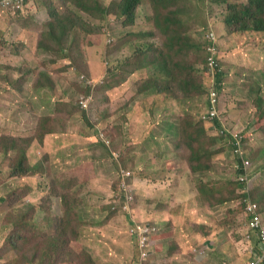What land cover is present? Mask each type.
Instances as JSON below:
<instances>
[{
	"label": "rangeland",
	"instance_id": "374dc122",
	"mask_svg": "<svg viewBox=\"0 0 264 264\" xmlns=\"http://www.w3.org/2000/svg\"><path fill=\"white\" fill-rule=\"evenodd\" d=\"M32 1L35 2L36 9L38 8L45 14L38 9L36 10L35 6L28 4L24 12L15 16L0 15V82L8 81L5 78L7 76L14 80L25 77L37 79L34 74L35 71L52 72L54 85L50 89L48 97L41 98L40 103L35 105V108L39 111L40 117L57 113L61 108L63 112H68L72 116L73 123L75 122V126L78 127L77 121H83V119L81 115L82 108L78 106L77 102L85 94L81 91L82 87H86V83L79 75L82 76V72L88 75L91 74V79L94 82H99L102 79L101 77L107 73V66H111L116 57L131 55L143 41L152 40V37H144L142 35L128 37L129 33L140 34L154 31L153 25L149 20L152 14L151 1L143 0L144 4L142 3L139 7L138 19L135 25L122 27L121 22L116 20V16L111 15L106 21L96 22V24L100 25L99 29H101V32L96 29L97 33L91 36L80 32L79 35L76 34L70 37L67 46L66 44L64 45L65 47L62 51L64 54L59 51L50 54L44 49L36 47V41L40 40V33L44 30L42 27L44 22L42 23V21L46 19V9L39 7L36 0ZM54 1L58 2L59 0ZM103 1L109 5L116 2L115 0ZM206 5L207 10L212 14V17L208 19V22L212 23L210 29H214V32L220 38L219 62L222 71L225 72L223 90L220 93L221 108L219 107V109H221V118L227 127H242L245 128V134L247 132L250 133L248 138H246L247 142L244 139L242 143L248 144L247 151L251 160L253 161L255 157L256 166L259 163L258 168L260 169V167H264V131L261 134L256 130V113H258L259 109L258 103H255L253 99L256 95L262 94L264 96V34L258 39L256 37L251 39V34L248 36L230 34L225 29L222 20L225 7L214 2V0H207ZM104 24L105 27L103 26ZM205 24L200 20L194 23L192 34L198 40H205V35L207 34L205 30L208 29V26L206 27L207 29L202 28ZM106 27L108 28L106 29L107 31L105 30ZM129 38L131 40L127 42ZM28 39H33L30 46L25 43ZM8 41H10L9 44ZM196 57L199 66L197 74L202 78L204 94L194 99L184 100L181 106L173 102L169 103V105L158 106L156 115L152 117H148V112L146 113L140 109V101L144 94L136 95L132 104L117 112L118 105L121 107L126 101L130 100L131 90L128 89L123 93V89L119 90L122 85H119L116 89L102 88L99 93H96L98 100L94 105L95 109L90 114L96 124V128L91 127L94 133L93 137L96 140V143L92 144V149L97 156L103 157L104 161L102 165L94 162L95 175L84 185H76L75 191L79 197L82 213L81 220L86 222L80 227L79 240L87 247L99 264H136L139 252L138 245L136 247L137 238L134 245V240H131L129 235L130 218L123 213H119V211L114 212L112 209V201L114 200L112 191L115 190L117 182V161L120 162L118 155H120L122 161L120 162V168L132 170L137 188H140V191L137 190L138 193L136 195L139 218L144 219L143 221L146 222H156L160 226V232L155 236L156 239L178 236L184 232L190 234L199 233L192 227L194 223L202 221V217L197 215V211L193 212L192 210L195 207V198L189 202V208H187L186 204L181 206V202L178 201L184 190L186 192L197 191V177L191 173L185 174L186 171L181 173V171L173 170L172 165H169L175 149L173 140L175 137H172L169 125L171 128L176 126L179 115L186 111L200 118V114L206 109L207 95L205 91L207 94L209 93V90H206L205 87L209 88L213 82V76L210 77L207 74L206 62L203 60L204 53L201 49ZM109 61L110 64L106 66V62ZM19 69H22V71ZM29 70L32 71L30 72ZM157 72V64H152L147 69L137 70L131 81L125 84L124 87H129L130 85L136 87L137 79L140 78L142 80ZM159 76L163 77L164 73L160 71ZM254 82L262 86L261 94ZM25 85L26 83H20V86H23L24 89ZM17 97L20 107L17 108L19 110L17 114L10 113V118L13 117V119L16 116L22 118V112L27 104V101L21 98L19 94H17ZM64 102L67 105H60ZM123 115L127 116V121H124ZM55 116H57V120L52 123V126L56 130L69 127L68 121H66L65 126L66 117L61 115L60 111ZM10 123L11 121L8 122L9 129L13 127ZM134 123L138 125L136 129H134ZM121 124L125 126V130L128 133H131L135 142L143 141L136 146L135 150L137 152L134 157H132L131 153L135 146L130 144L128 139H119L121 130L116 129L115 126ZM79 127L86 128V123H82ZM35 131L36 128L29 131H18V135H33ZM77 131L75 134L80 133L82 137V131L78 133ZM105 131L112 136L108 133L111 132L115 137L112 138L106 135ZM102 133L105 139L100 137ZM211 134L217 136L216 148H225L224 144L231 139L230 134L218 133L215 130ZM81 141L83 142V140H80L75 143L78 145L75 149H80L82 146L80 145L82 144ZM57 142L59 144H56L51 139L46 146L34 143L29 150V154L31 163L36 166V172L25 176L23 179L11 176L10 162L14 153L10 152L8 155L0 154V170L6 179V183L0 186V264H43L42 255L33 256L34 253L26 250L25 246L21 248L6 247L7 236L13 229L14 224L9 223L6 225L4 218L9 210L27 208L30 204L42 202V197L45 209L37 210L35 219L43 231H49L51 219L55 224L57 218L62 215L61 199L57 196L46 199L44 196L50 191L52 179L56 174L62 173L65 168L70 169L76 166H78L77 170L80 172L81 165L88 159H86L84 154V156L80 155L78 159L74 160L72 155H68V150H71V148H61L64 142L61 143L59 140ZM102 142L110 145L111 150L109 149V153H107V147ZM112 142L113 145L111 144ZM226 149L218 157L217 167L214 173L209 174L210 178H218L222 175L236 178L235 158L230 151L231 147L229 145ZM164 150H166V153ZM55 153L58 157L54 158L51 154ZM46 154L49 155V159L42 160ZM75 158L77 157L75 156ZM168 159L170 160L168 161ZM41 160L44 162L42 166L39 163ZM40 169H44V171L42 172ZM99 172L100 175L102 174L100 177H98ZM97 178H100V180L94 183ZM18 179L23 184V189L19 192L27 191V187L31 188V192L24 196V202L11 206L13 202L8 199V196L16 186ZM150 180L152 182H149ZM72 182L75 183L76 180L72 179ZM261 184H264V178H261L256 186ZM145 191L152 198L151 202L146 199L147 194L144 196ZM156 198L161 201L170 199L174 201L175 205L180 207L158 208V199ZM220 207L216 209L215 213L204 212L201 215L203 217L209 215L208 221L212 223V226H217L219 221L224 218L225 211H227L226 206L221 207V209ZM183 219L186 220L185 227L181 224ZM236 219L237 223L245 228L244 222L246 219L241 214H237ZM228 228L229 226L217 231L218 242L216 241L217 249L220 254H225L226 258L232 256L229 252L230 244L234 245V238L241 234L239 231L231 233L232 229L229 230ZM187 241L188 243L185 244L189 255H191L190 250L193 252L195 246L197 248L201 246L194 244L195 241L191 237ZM166 243L168 245V241ZM160 247V245L155 246V251L150 255L151 258L147 264H160L161 260L168 259L163 255L166 249ZM168 249L171 250L173 248ZM206 255L207 251L205 254L198 251L194 258L198 256L201 260H205L209 257L210 252L207 257H205ZM230 260L228 259V261ZM247 260H249L248 255ZM205 262L206 264H211V262L216 264L212 259Z\"/></svg>",
	"mask_w": 264,
	"mask_h": 264
},
{
	"label": "trees",
	"instance_id": "16d2710c",
	"mask_svg": "<svg viewBox=\"0 0 264 264\" xmlns=\"http://www.w3.org/2000/svg\"><path fill=\"white\" fill-rule=\"evenodd\" d=\"M115 1L116 2L112 5H109L103 0H59L58 2L54 0H36L39 7L46 9V19L42 21V23L44 22L42 26L44 30L40 33V40L36 41V47L38 49L42 48L50 54L58 51L64 54V52H62L65 47L64 45L66 44L67 46L70 37L76 34L79 35L80 32H84L87 36H91L97 33L96 29L101 32V29H99L100 25L96 24V22L106 21L111 15L116 16V20L121 22L122 27L135 25L138 19V10L143 0ZM150 1L152 5V14L149 20L153 25L154 31L140 34L129 33L128 37L142 35L144 37H152V40L147 39V41H143L131 55L116 57L111 66H107L110 64V61L106 62L107 73L101 77L102 79L99 78L101 79L99 82L87 84L85 85L86 87L81 86V91L85 93L84 95L91 94L93 96V102L89 110L83 109L79 102H77L79 104L77 105L82 108L81 115L83 121L86 123V128L79 127L82 123L85 124L83 121H77L76 124L78 127H76L75 122L73 123L72 116L68 112H63L61 108L59 109L60 114L66 117L64 121L65 126L66 121L69 122V127H63L61 130H56L55 127L52 126V123L57 120V116L55 115L58 114L59 111L57 113L39 116V111L35 108V105L40 103L41 98L48 97V93L54 85L52 72L35 71L34 74L37 79L25 77L16 78L14 80L7 76L5 78L8 81H1L0 87H5L10 96L8 99V109H3L0 105V154L8 155L10 152L14 153L10 162L11 176L23 179L25 176L35 173L36 166L30 161L29 150L34 143H38L40 146H46L51 139H53L56 144H59L57 140L61 143L64 142L61 148H71V150H68V155H72L74 160L78 159L80 155L84 156V154L86 159H88L81 165V169H79L80 172L77 170L78 166L70 169L65 168L62 173L56 174L53 177L52 187L44 198L50 199L52 196L59 197L61 199L62 215L57 218L55 224L51 219L49 231H43L35 219L37 210L45 209L43 197L42 202L30 204L27 208H13L7 212L4 218L5 223L6 225L13 223L14 227L7 236L6 247L21 248L25 246L26 250L30 253H34L33 256L37 257L42 255L43 264H99L87 247L79 240L80 227L83 223L86 224V222L81 220V207L75 188L76 185H84L95 175L94 162L102 165L104 161L102 159L103 157L97 156L92 149V144H95L96 140L93 137L94 133L91 127L96 128V124L93 122L92 116H90L98 100L96 93H99L102 88L116 89L119 85H122L119 90L121 91L123 89V93L128 89L131 90L130 100L126 101L121 107L118 105L117 112L132 104L134 97L140 94H144L140 101V109L146 113L148 112V117L156 115L158 106L169 105V103L172 102L181 106L184 100L194 99L204 94L202 78L197 74V68H199V66L196 60V55L201 49L204 53L203 60L206 62L207 74H209L210 77L213 76L219 95L223 90L225 72L222 71L220 64L215 66L214 71L209 66L208 57L210 51L207 49V45L211 43V41L209 39L203 41L198 40L192 34L194 23L198 20L206 23L202 28L208 26V29L206 28L207 30H205L206 33L214 31V29H210L212 23L208 22L212 14L207 10V0ZM214 2L225 7L222 20L225 29L230 34H243L244 36L251 34V39L252 37L258 39L264 34V0H214ZM28 4L35 6L34 1H32V4L31 1ZM39 11L45 14L43 11ZM19 13L21 12H2L0 15L15 16ZM103 26L105 27V24ZM106 29L108 28L106 27L105 30ZM216 35L218 37V34ZM218 39L220 38L218 37ZM129 40L131 39L129 38L127 42ZM32 41L33 39H28L25 43L30 46ZM253 41H255V39H253ZM9 43L10 41H8V44ZM216 60L219 61L218 59ZM152 64H157V73L142 80L140 78V80L137 79L136 87L131 85L129 87H124L125 84L131 81L132 76L136 74L137 70L147 69ZM19 70L22 71V69ZM29 71L31 72L32 70ZM160 71L164 73L163 77L159 76ZM86 75L92 78L91 74ZM21 82L26 83L25 89L23 86H20ZM254 83L261 94L262 86L256 82ZM205 89L208 90L206 87ZM17 94L25 99L27 104L25 110L22 112V118L16 116V118L13 119V117L10 118V113L17 114L19 112L17 108L20 107ZM205 94L207 95V101L204 112H207L209 106H211V101L209 100L210 93L207 94L205 91ZM253 100L255 103H258L257 106L259 109L258 113H256V130L262 134L264 131V96L262 94L256 95ZM220 103L221 95L219 97V104ZM60 105L65 106L67 103L64 102ZM219 107L221 108L220 105ZM220 113L221 109L219 111V116L213 120H204L201 117L202 114H200L199 118L189 113V111H186L179 115L176 124L173 122L176 126L171 128L169 125L172 137H175L173 139L175 149L169 165H172L173 170L181 171V173L186 171L185 174L191 173L197 177V191H195V196L192 199L195 198L196 200L195 206L198 208L197 215L202 217L200 223H194L192 225L193 229L199 232L198 234L184 232L180 235L187 239L191 237L195 240L194 244L201 245L200 248L195 246L193 252L190 250L191 257L194 258V255H197V251H203L204 254L206 251H214L217 256L222 255L224 260H226V255L220 254L217 249L216 241L218 236L217 231L229 226L228 229H232L231 233H236L237 231L241 233L234 238V245L230 244L229 252L232 256H234L235 253L243 255V260H241L240 264H250L246 262L247 256H245V254H250L249 249L239 248L238 246V243L244 240L246 236L243 231L244 227L237 223L236 215L241 214L244 219H246L244 223H248L252 215L247 213L246 204L244 202V199L247 197H251L253 200L257 201L260 205V210L264 209V206H262L264 204V184L256 186L258 182L255 184L254 181L250 189L246 191L247 180L239 179V170L236 167L239 159L235 156L234 168L236 178L225 175L218 178H210L209 174L214 173L217 167L218 157L224 152L228 145L232 148L229 143L224 144L226 146L225 148H216L218 141L217 136L211 134L212 131H217L218 127H221L223 123ZM123 119L127 121V116L123 115ZM9 121H11L10 124L13 126L11 129H9L8 126ZM137 127L138 125L134 123V129ZM33 128H36L33 135H18V131H29ZM115 128L121 130L119 139H128V142L135 146L131 153L132 157H134L137 152L135 150L136 146L143 141L135 142L131 133L125 130L126 128L123 124L116 125ZM76 131L77 133L82 131V137L80 133L76 135ZM105 133L108 135L106 131ZM108 133L112 135L108 136L112 138L115 137L111 132ZM249 135L250 133L248 132L247 134L244 133V139L246 140ZM90 138H92V141H89ZM80 140H83V142L81 141L82 144H80L82 146L80 149H75V147L78 146L75 143ZM102 143L107 147V153H109V149L111 150L110 145L105 142ZM111 144L113 145V142ZM247 145L248 144H244L246 155L249 153L247 151ZM87 148L91 150L89 157L88 153H86ZM164 152L166 153V150H164ZM51 156L54 158L58 157L56 153L51 154ZM75 156L77 158H75ZM48 159L49 155L46 154L42 160ZM118 159L122 162L120 155H118ZM42 160L39 161L41 166L44 163ZM169 160L170 159H168V161ZM120 162L117 161V182L115 184V190L112 191L115 198L118 197L117 195H119L120 189ZM255 162L256 158L254 157L249 169L251 179L253 176H258L259 163H257L256 166ZM40 171L43 172L44 169H40ZM72 179H75L76 182L73 183ZM5 183L6 179L0 170V186ZM134 185L136 196L138 188L135 180ZM22 187L23 184L18 179L16 186L8 196V199L13 202L11 206L24 202V196L31 192V188L27 187V191L24 190L20 193L19 191L23 189ZM145 194L147 193L145 192L144 196ZM146 199L150 202L152 201V198H150L148 194ZM192 199L181 202L180 205L184 206L186 204L187 208H189V202L193 201ZM157 206L158 208H167L169 206L171 208L175 206L180 207L175 205L174 201L170 199L166 201L158 199ZM220 206H226L227 211H225L224 218L219 221L217 226H212V223L208 221L210 216L203 217L201 213H215L216 209ZM133 209L138 219L143 221L144 219L139 218V209L136 206V200L133 203ZM113 211L125 213L121 210L113 209ZM183 217L185 218L184 215ZM181 224L185 227L186 220L183 219ZM162 232L161 229V233ZM130 236L131 240H134L133 244L135 245L136 237ZM225 241H227V239H225ZM155 245H157V242ZM175 250L176 249L173 248L169 251L173 252ZM206 260L209 261V258L203 260L202 264H206ZM136 264H140L139 254ZM160 264H171V262L170 259H166L161 261Z\"/></svg>",
	"mask_w": 264,
	"mask_h": 264
},
{
	"label": "built area",
	"instance_id": "2783aa9c",
	"mask_svg": "<svg viewBox=\"0 0 264 264\" xmlns=\"http://www.w3.org/2000/svg\"><path fill=\"white\" fill-rule=\"evenodd\" d=\"M30 0H0V12H22L25 10L27 4ZM205 39H209L211 43H209L208 50L210 51V55L208 58L209 66L214 71L215 66L219 64L218 55H219V46H218V38L215 32L211 31L205 35ZM82 80L87 84H93L94 80L89 78L85 73H81ZM210 96L209 100L211 101V106L207 112H204L201 117L204 120H213L217 116H219V92L217 89V85L213 78V82L211 86L208 88ZM93 100V96L90 95H82L78 102L83 109L89 110L91 107V101ZM244 131L245 128L242 127H233L229 128L224 123H222L221 127H218L217 132L222 134H230L231 139L229 140V144L232 146L231 151L235 157L239 160L236 164V167L239 170V179L247 180L248 184L246 191L249 190V186H251V182H254V176L252 179L250 178L249 169L252 165V160L246 155L244 150V144L242 141L244 140ZM101 138L105 139L104 134L102 133ZM109 142V140H108ZM134 173L132 170L122 168L121 176L119 180L120 189L119 195L114 199L116 203L112 208L114 210L118 209L124 211L126 214L131 216V212L133 209V203L135 201V185H134ZM246 204L247 213L251 214L252 217L249 221L246 235L248 239H252L255 235L260 244V248L254 252V256L250 261V264H264V218L259 212V204L251 197H247L244 199ZM160 232V226L156 222H146L137 221L134 217H130V225H129V233L137 238L138 245V254L140 264H147V260L153 251H155L156 238ZM204 253L203 251L201 252Z\"/></svg>",
	"mask_w": 264,
	"mask_h": 264
},
{
	"label": "crops",
	"instance_id": "0c3cea01",
	"mask_svg": "<svg viewBox=\"0 0 264 264\" xmlns=\"http://www.w3.org/2000/svg\"><path fill=\"white\" fill-rule=\"evenodd\" d=\"M40 18L42 19V17H40ZM0 84H1V82H0ZM9 96L10 95H9L8 90H6L5 87H0V105H1V108L8 109L7 107L9 105L8 104ZM89 141H92V138H90ZM86 153H88V157H89V153H91L90 148L86 149ZM263 169H264L263 166L260 167V169L258 171V176L254 177V179L258 180L257 182H259V180H261V178L262 179L264 178ZM98 174H99L98 177H100L102 175V174L100 175V172ZM99 180H100V178L95 179L94 183H97ZM149 182H152V181L150 180ZM255 184H257V183H255ZM138 190L140 191V188H138ZM145 192L148 194L147 191H145ZM194 196H195V192L191 193V192L184 191L180 195V199L178 201H180V202L189 201ZM195 207H193L192 210H193V212H195V210H196L197 211L196 213L198 214V208L196 207V209H194ZM261 214H262V217H264V209H263V211L261 210ZM247 227H248V223L245 224L244 234L247 231ZM186 239L187 238H185L181 235H178V236L175 235V236H171L169 238L156 239V240L158 242L157 246L160 245L161 247H164V249H166V251L163 253V255H164V257H167L168 259H170L171 264H190V263L191 264H202L203 260H201L198 256H197V258L191 257V255L188 254V251H186L187 246L185 243H188V241H187L188 239L187 240ZM166 241H168V245H167ZM238 246H239V248H248L249 249L250 254H245V256H247V255L249 256V260H246V262H248V263L253 258L254 252L260 248L259 240L255 236H253L252 239H248L246 236L244 240H242L240 243H238ZM244 246H246V247H244ZM216 247H217V245H216ZM168 248H177V249L173 252H170ZM208 255H209V251H207V255L205 257H207ZM242 256H243L242 254L235 253L234 256L227 257V259L224 260L222 255L217 256L215 254V252L213 251V252H210V255L208 258H209V260L212 259L213 261H215L216 264H240L241 260H243ZM228 259H231V260L228 261ZM179 261H180V263H179ZM211 264H213V262H211Z\"/></svg>",
	"mask_w": 264,
	"mask_h": 264
},
{
	"label": "clouds",
	"instance_id": "9594fccd",
	"mask_svg": "<svg viewBox=\"0 0 264 264\" xmlns=\"http://www.w3.org/2000/svg\"><path fill=\"white\" fill-rule=\"evenodd\" d=\"M30 1H32V0H30ZM29 1V2H30ZM28 5V4H27ZM27 7V6H26ZM26 9V8H25ZM23 12V11H22ZM0 13H2V12H0ZM211 32V31H210ZM214 32V31H213ZM209 33V32H208ZM215 34H216V32H215ZM218 38V37H217ZM218 42H219V39H218ZM208 46H209V44L207 45V49H208ZM219 46V45H218ZM219 50H220V47H219ZM209 58V57H208ZM218 60H219V55H218ZM219 64H220V62H219ZM207 89H208V87H207ZM231 151V150H230ZM232 152V151H231ZM233 154V153H232ZM234 156V155H233ZM247 156L251 159V157H250V155H249V153H247ZM256 180V179H255ZM254 180V181H255ZM256 182V181H255ZM247 184V183H246ZM247 186H248V184H247ZM247 186H246V188H247ZM251 186H252V182H251ZM251 186H249V189H250V187ZM135 200H136V196H135ZM135 202V201H134ZM257 202V201H256ZM259 204V203H258ZM260 206V205H259ZM133 207V206H132ZM259 212H260V214H261V210L259 209ZM124 215H126V216H128L129 217V215L128 214H126V213H124ZM251 215V214H250ZM262 215V214H261ZM252 217V216H251ZM130 218V217H129ZM264 218V217H263ZM251 219V218H250ZM250 219H249V221H250ZM249 221H248V224H249ZM130 234V233H129ZM131 235V234H130ZM245 235H246V232H245ZM247 236V235H246ZM255 236V235H254ZM134 237V236H133ZM256 237V236H255ZM156 242H157V240H156ZM156 246V245H155ZM204 254V253H203ZM151 257V256H150ZM149 257V258H150ZM251 261V260H250ZM250 263V262H249Z\"/></svg>",
	"mask_w": 264,
	"mask_h": 264
},
{
	"label": "bare ground",
	"instance_id": "6f19581e",
	"mask_svg": "<svg viewBox=\"0 0 264 264\" xmlns=\"http://www.w3.org/2000/svg\"><path fill=\"white\" fill-rule=\"evenodd\" d=\"M114 199H115V196H114ZM112 203H113V206L116 204L114 202V200L112 201ZM116 210H118V209H116ZM131 216L134 217L137 221L142 222V220H139L138 217L136 216L134 209H132Z\"/></svg>",
	"mask_w": 264,
	"mask_h": 264
}]
</instances>
